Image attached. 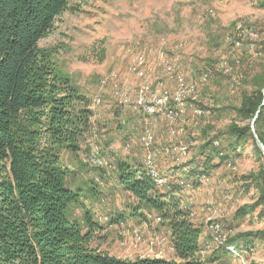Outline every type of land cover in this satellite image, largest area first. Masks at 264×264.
I'll return each mask as SVG.
<instances>
[{"label":"rangeland","instance_id":"374dc122","mask_svg":"<svg viewBox=\"0 0 264 264\" xmlns=\"http://www.w3.org/2000/svg\"><path fill=\"white\" fill-rule=\"evenodd\" d=\"M248 30L257 38L247 36ZM37 46L61 83L90 100L95 115L78 150L60 151V163L71 171L67 183L81 190L71 214L83 227L86 219L95 224L90 247L123 259L173 257L168 223L137 208L116 180L119 161L145 169L146 149L138 140L146 117L131 104L124 107L113 92L118 87L133 100L136 87H144L146 96L159 82L171 89L174 80L158 66L165 58L187 80L208 79L186 100L185 115L175 125L156 115V169L172 189L181 188L175 194L192 222L202 225L201 256L216 258L205 264H264V197L256 188L264 168L251 133H244L251 119L236 111L243 94L255 90L251 76L264 72V0H68ZM136 54L146 58L144 78L130 70ZM232 128L242 135L233 137ZM255 131L263 135L264 128L258 124ZM180 141L188 145L186 155L177 151ZM95 153L104 165L92 164ZM190 170L201 176H188Z\"/></svg>","mask_w":264,"mask_h":264},{"label":"trees","instance_id":"16d2710c","mask_svg":"<svg viewBox=\"0 0 264 264\" xmlns=\"http://www.w3.org/2000/svg\"><path fill=\"white\" fill-rule=\"evenodd\" d=\"M68 0H0V264H205L202 225L192 222L181 190L162 191L142 164L116 163L118 185L167 222L173 257L123 259L90 247L93 222L83 227L71 214L81 190L67 183L71 171L60 151L75 152L91 133V102L61 83L37 46ZM240 60V59H239ZM237 113L252 119L262 102L264 72L251 76ZM264 128V105L255 121ZM234 129V128H232ZM244 133H250L247 126ZM257 135L264 144L263 135ZM236 139L242 133L231 130ZM211 145V142L207 146ZM237 142L228 146L234 151ZM257 163L264 168V157ZM220 154V153H219ZM227 156H219L222 161ZM205 163V162H204ZM188 176H201L190 170ZM262 184L257 186L264 197ZM92 192V188L89 189ZM264 199V198H262ZM120 218L121 215H118Z\"/></svg>","mask_w":264,"mask_h":264},{"label":"bare ground","instance_id":"6f19581e","mask_svg":"<svg viewBox=\"0 0 264 264\" xmlns=\"http://www.w3.org/2000/svg\"><path fill=\"white\" fill-rule=\"evenodd\" d=\"M247 36H248V32H247ZM249 37L257 38V35L252 32V36H249ZM145 59L146 58H144V56L142 54H136L133 57V61H132V65H131L130 70L134 74H136V76H138V77H143L144 78L143 68H144V64H145ZM170 61L168 59L161 58L159 60V62H158V66L160 67L159 69H161V71L164 74H166L169 79H173L174 80L173 81L174 85L170 84L173 87L171 88V87L168 86L171 89H167V88L164 87V84L159 82L156 85V87H155V89H156L155 93H156V97H157V99L155 101H148V99H154V93H152V94L150 93L149 96H146V89L144 87H136L137 89H135V95L133 96V100H129V98H127L126 96L120 95V91H119L118 87H117L118 90L116 88L114 90V92H113L114 98L117 97L119 102L124 107L127 106L128 104H131L133 108L142 111V115L144 117H146V120L144 122V124H145L144 130L142 131V133H141V135L139 137V140H138V141H140V145L144 146L145 149H146V154L144 156L145 169H146L149 177L151 178V180H153V182L155 183V185L157 187L161 188V189H166L167 191L172 189L170 187L171 183L169 182L167 177H165L166 175L165 176H164V174L161 175L160 172L158 171V169H156L155 164L154 163H150V161H149V159H150L151 162H154L153 155H152L153 154L152 153V149H153L152 140H149L148 137L146 136V134L148 132V129H150V133H152V131H153L154 123H152V117H156L157 118V116H156L157 114L161 115V117L166 116V110H167V113H168L169 117H163V118L170 125H172L174 123L176 124V122L185 115L184 112H185L186 100H187L185 98H187V96H188V98L193 97L195 92H196V90H197L198 84L206 83V81L208 79L204 75L198 81L197 80H189V79L187 80L185 77L175 73L174 64L172 63L173 61H171V62ZM113 78H115V74H111V79H113ZM160 78L162 79V77H160ZM105 82H106L105 79L102 80V84H104ZM187 82L190 85V87L188 85H186ZM181 99H185V104H183V106H181ZM92 103H93V105L97 106V105H99L100 100L99 99H95ZM146 104H147L148 111H145ZM194 112L197 115H201L202 110L198 109V110H195ZM180 129H181V132H182L183 128L180 127ZM176 147H177V151L179 152V154L186 155L188 153V145H187L186 142L180 141V142L177 143ZM90 161L92 162L93 165H97V166L104 165V162H103L102 158L98 157L97 153L91 154ZM180 186H183V185L180 184ZM213 229H215L216 232H219L218 231L219 228H217V224L214 225ZM217 235L214 237V239L216 241H219V238H220L219 243H221L222 239H221V237H219V235L218 236ZM134 239L135 240L139 239V236L135 235Z\"/></svg>","mask_w":264,"mask_h":264},{"label":"water","instance_id":"95a60500","mask_svg":"<svg viewBox=\"0 0 264 264\" xmlns=\"http://www.w3.org/2000/svg\"><path fill=\"white\" fill-rule=\"evenodd\" d=\"M261 94H262V102L259 105L258 109L256 110L255 115L250 120L249 128H250V133L252 135V138L254 139L257 147L259 148V150L262 152V154L264 156V144L261 142V140L259 139V137L255 131V121H256L258 115L260 114L261 107L264 105V87L261 89Z\"/></svg>","mask_w":264,"mask_h":264},{"label":"built area","instance_id":"2783aa9c","mask_svg":"<svg viewBox=\"0 0 264 264\" xmlns=\"http://www.w3.org/2000/svg\"><path fill=\"white\" fill-rule=\"evenodd\" d=\"M248 36H252V31L251 30H248ZM242 45H243V42H238V48L236 50H240L241 47H242ZM225 68H229V67H225ZM186 85H188L190 87V85L188 84V82H187ZM152 88L154 89V99H148V101H155L157 99L156 93H155V86L152 87ZM185 99H188V96ZM185 99H181V106H183V104H185ZM145 111H148L147 104H146V107H145ZM140 113L142 115V111H140ZM163 117H169V115L167 113V110H166V116H163ZM154 119H155V117H152V123H154ZM146 136L148 137L149 140L154 141V145H155V136H154V133H150V129H148V132H147ZM149 161H150V163H154L156 165V163L155 162H151L150 159H149ZM217 228H219V225H217Z\"/></svg>","mask_w":264,"mask_h":264},{"label":"crops","instance_id":"0c3cea01","mask_svg":"<svg viewBox=\"0 0 264 264\" xmlns=\"http://www.w3.org/2000/svg\"><path fill=\"white\" fill-rule=\"evenodd\" d=\"M132 109H134V108H132ZM135 110V109H134ZM136 110H138V109H136ZM139 112H140V110H138ZM94 117H95V115H94Z\"/></svg>","mask_w":264,"mask_h":264}]
</instances>
